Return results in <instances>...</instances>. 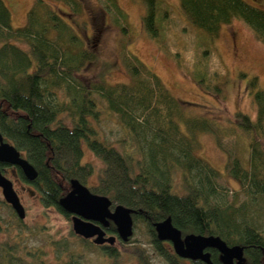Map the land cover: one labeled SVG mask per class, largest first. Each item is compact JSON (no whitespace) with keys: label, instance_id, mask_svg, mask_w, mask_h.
<instances>
[{"label":"trees","instance_id":"obj_1","mask_svg":"<svg viewBox=\"0 0 264 264\" xmlns=\"http://www.w3.org/2000/svg\"><path fill=\"white\" fill-rule=\"evenodd\" d=\"M50 1L35 0L26 24L14 27L10 8L0 0V132L38 170L33 184L41 192L43 205L70 219L60 200L72 189L73 179L86 184L95 171L90 162H83L86 144L104 162L98 184L90 189L108 196L113 204L134 209V224L146 225L155 249L171 264L185 260L174 253L171 242L158 239L154 226L169 217L183 234L219 236L229 246L243 247L249 264H264V88L259 87L258 78L250 80L255 87L256 118L243 111L234 114V125L249 137V158L237 155L229 161V174L241 186L234 199L227 201L219 171L197 155V134L212 133L219 141L221 132L230 134L234 129L215 128L211 117L187 114L188 103L174 96L152 69L126 50L123 63L128 82L86 78L82 73L97 60L96 50ZM55 1L81 11L78 0ZM107 1L127 18L118 0ZM143 1L144 25L157 39L160 13H167L168 5L165 0ZM180 3L190 22L213 37L224 24L239 19L264 40V8L246 0ZM101 102L123 128L118 145L100 136ZM17 225L24 230L23 219L18 217ZM107 230L117 234L113 222ZM73 231L79 237L77 249L61 250L64 245L52 240L56 264H79L78 250L97 246L111 264L122 262V253L113 245H98ZM16 245L4 248L0 264H24ZM210 251L213 263L222 264L219 251ZM28 252L35 258L27 264H50L45 258L48 251ZM134 254L139 264H153L141 248Z\"/></svg>","mask_w":264,"mask_h":264},{"label":"rangeland","instance_id":"obj_2","mask_svg":"<svg viewBox=\"0 0 264 264\" xmlns=\"http://www.w3.org/2000/svg\"><path fill=\"white\" fill-rule=\"evenodd\" d=\"M4 1L12 12L13 26H24L35 0ZM78 1L80 12L73 11L64 2L52 0L50 3L75 32L96 50L97 60L82 73L86 78L104 79L110 83L128 82L123 63V51L126 50V53L137 56L152 69L174 96L188 103L187 114L209 116L216 121L215 128L234 129L230 134L221 132L219 141L212 133L197 134V155L219 171L218 181L225 188V199L232 201L235 190H239L241 184L229 174L228 163L237 155L249 158V137L234 125V114L243 111L256 118L255 87L250 80L256 76L259 87L264 88V40L239 19L224 24L218 35L213 37L190 22L180 0H165L167 13H160L157 39L149 35L144 25L146 7L143 0H118L127 15L126 19L107 0ZM246 1L264 8V0ZM100 109V136L108 143L118 145L123 128L116 117L108 113L104 102L100 103ZM183 128L186 129L184 125ZM83 162H90L95 170L85 184L90 188L98 184L104 162L86 144ZM6 176L18 191L26 209V218L23 219L24 230H20L18 215L3 202L5 199L0 187V255L6 246L17 244L14 247L20 248L18 254L24 257V264L34 260V256L27 255L29 250L34 249L48 251L46 261L56 264V248L51 244L52 240L64 245H59L61 250L77 249L79 237L72 235V218L68 219L53 207L44 206L38 187L25 183L17 171ZM19 233H23L22 236L13 239ZM113 246L123 255L119 264H139L134 251L140 248L150 256L153 264H171L157 252L142 222L134 224V234L129 241L117 238ZM102 251L99 246L79 249V264H111L112 260ZM184 260L181 264H191V260Z\"/></svg>","mask_w":264,"mask_h":264},{"label":"water","instance_id":"obj_3","mask_svg":"<svg viewBox=\"0 0 264 264\" xmlns=\"http://www.w3.org/2000/svg\"><path fill=\"white\" fill-rule=\"evenodd\" d=\"M0 161L19 166L26 178L34 182L38 178V170L17 147L4 141L0 132ZM72 189L60 200L61 207L71 215L74 232L98 245H114L117 238L127 242L134 234V209L124 204H113L106 195L91 191L78 179L71 181ZM0 187L5 201L11 205L19 218H26L23 205L13 182L0 169ZM113 222L117 228L116 235H108L105 229ZM158 239L172 243L175 253L192 261L201 260L214 264L210 249L220 253L222 264H249L241 246H229L221 237L196 233L183 234L172 219L158 221L154 224Z\"/></svg>","mask_w":264,"mask_h":264},{"label":"flooded vegetation","instance_id":"obj_4","mask_svg":"<svg viewBox=\"0 0 264 264\" xmlns=\"http://www.w3.org/2000/svg\"><path fill=\"white\" fill-rule=\"evenodd\" d=\"M3 137H4V136H3ZM4 141L10 142V141L7 140L5 137H4ZM10 143H11V142H10ZM11 144H12V143H11ZM19 151H20V150H19ZM20 152H21V151H20ZM21 155H22L23 157L27 158L23 152H21ZM0 169H1L2 173H3L5 176H6L7 174L13 173L14 171H17V172L19 173L21 179H22L25 183L33 184V182L29 181V180L26 178V176L24 175L22 169H21L19 166H17V165H13V164H10V163H7V162H1V161H0ZM21 174H23V176H24L25 179L22 178ZM6 177H7V176H6ZM7 178H8V177H7ZM10 180H11V179H10ZM12 182H13V181H12ZM13 185H14V184H13ZM33 185H34V184H33ZM17 192H18V191H17ZM20 199H21V198H20ZM110 224H111V223H110ZM108 227H109V226H108ZM108 227H106L105 229L107 230ZM107 234H108V235H112V234H110V233L108 232V230H107ZM191 261H192V260H191Z\"/></svg>","mask_w":264,"mask_h":264}]
</instances>
